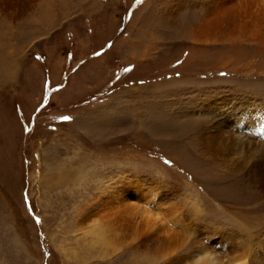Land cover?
Listing matches in <instances>:
<instances>
[{"label":"rangeland","instance_id":"1","mask_svg":"<svg viewBox=\"0 0 264 264\" xmlns=\"http://www.w3.org/2000/svg\"><path fill=\"white\" fill-rule=\"evenodd\" d=\"M0 36V264H264V0H0Z\"/></svg>","mask_w":264,"mask_h":264},{"label":"bare ground","instance_id":"2","mask_svg":"<svg viewBox=\"0 0 264 264\" xmlns=\"http://www.w3.org/2000/svg\"><path fill=\"white\" fill-rule=\"evenodd\" d=\"M65 1V0H64ZM61 2V1H60ZM43 3H44V6H43V11H42V14L44 15V16H48V17H51V10L49 9V5H46V2L45 1H43ZM23 7V6H22ZM230 7H227V6H219L218 7V9H220V10H227V9H229ZM13 18L14 19H17V14L16 15H14L13 16ZM44 23H46V21H44V22H41V23H39V25L40 24H44ZM38 24V23H37ZM11 26H8V30L5 32V33H7V32H9V31H11ZM187 29H190L188 26H187ZM199 30V31H198ZM198 30H197V33H198V35L199 36H201V37H206L207 36V34L204 32V29H203V27L201 26V27H199L198 28ZM190 32H192V31H190ZM194 32V31H193ZM9 34V33H8ZM1 37V36H0ZM205 40V39H204ZM14 46V44H12V47L11 48H9L8 46H2V45H0V58H3V60L6 58L7 60H4V61H8V59L11 57L12 58V56L13 55H15V53H16V51L17 50H15V48L13 47ZM19 47V46H18ZM20 49H21V47H19ZM1 61H2V59H1ZM5 70H7V68L5 69ZM0 71H3L4 72V70H0ZM107 225V224H106ZM99 227V226H98ZM103 228V227H102ZM100 228H98V230H99ZM106 229V228H105ZM111 229V228H110ZM101 232H103V231H99V235H98V238H101L102 239V241H104L105 240V236H104V234L102 235H100V233ZM107 235V234H106ZM131 235V234H130ZM129 238V237H128ZM95 240V239H94ZM107 242V241H106ZM109 242V241H108ZM111 242V241H110ZM108 245V244H107ZM110 245V244H109ZM106 246V245H105ZM111 246V245H110ZM116 249V248H115ZM231 264H245L244 262H235V263H231Z\"/></svg>","mask_w":264,"mask_h":264},{"label":"snow or ice","instance_id":"3","mask_svg":"<svg viewBox=\"0 0 264 264\" xmlns=\"http://www.w3.org/2000/svg\"><path fill=\"white\" fill-rule=\"evenodd\" d=\"M63 119L67 120V119H70L69 117H63Z\"/></svg>","mask_w":264,"mask_h":264}]
</instances>
